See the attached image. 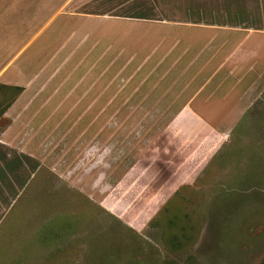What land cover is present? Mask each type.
Returning <instances> with one entry per match:
<instances>
[{
	"label": "crops",
	"instance_id": "1",
	"mask_svg": "<svg viewBox=\"0 0 264 264\" xmlns=\"http://www.w3.org/2000/svg\"><path fill=\"white\" fill-rule=\"evenodd\" d=\"M107 78L145 109L234 127L264 92V0H0V85L22 88L0 107V223L44 132L102 109Z\"/></svg>",
	"mask_w": 264,
	"mask_h": 264
},
{
	"label": "rangeland",
	"instance_id": "2",
	"mask_svg": "<svg viewBox=\"0 0 264 264\" xmlns=\"http://www.w3.org/2000/svg\"><path fill=\"white\" fill-rule=\"evenodd\" d=\"M105 72L112 75L111 64ZM128 90L121 86L114 94L107 78L102 109L94 97L87 109L67 112L70 124L44 132L35 173L0 223V264H40L34 257L24 262L38 255L47 260L49 248L32 242L43 208L74 214L85 209L91 231L101 234L116 220L156 242L152 221L177 214L182 224L196 222L199 230L192 244L177 247L182 262L194 255L200 264H259L264 92L234 127L214 128L195 112L145 109L151 105L144 96ZM13 94L0 85V107ZM167 250L162 249L172 257ZM77 251L48 258V264H79L83 253Z\"/></svg>",
	"mask_w": 264,
	"mask_h": 264
},
{
	"label": "trees",
	"instance_id": "3",
	"mask_svg": "<svg viewBox=\"0 0 264 264\" xmlns=\"http://www.w3.org/2000/svg\"><path fill=\"white\" fill-rule=\"evenodd\" d=\"M12 89L14 95H17L22 88L12 87ZM60 196L64 198L63 193ZM235 206L237 208L239 205ZM74 212L75 210L54 209L50 213L44 208L40 209L38 217L42 223L34 233L32 242L36 246L49 248L50 252L45 261L41 258L43 256L40 257L41 259L36 258L40 256L38 255L26 257L24 262L34 257L39 259L40 264H48V258L51 260H56V257L64 258L68 256V251L76 249L78 250L76 253H83L79 264H200L194 255H188L187 263L179 259L178 250L181 248L177 247L192 244L198 238L199 230L196 222L188 221L182 224L177 214L165 221L159 217L152 221L151 226L158 228L159 240L156 242L150 241L131 227L117 226L116 220L112 223L115 225L105 228L106 230L101 234L96 229L91 231L86 228L89 211L84 209V211L79 210L78 214ZM84 230L87 232L84 233ZM74 234L82 235L76 238ZM50 247H53L52 250ZM162 249L171 250L167 251L173 256L164 254ZM259 264H264V258Z\"/></svg>",
	"mask_w": 264,
	"mask_h": 264
}]
</instances>
